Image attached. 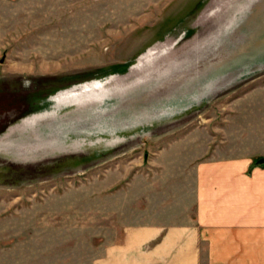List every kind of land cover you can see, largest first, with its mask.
I'll return each instance as SVG.
<instances>
[{
    "label": "rangeland",
    "instance_id": "374dc122",
    "mask_svg": "<svg viewBox=\"0 0 264 264\" xmlns=\"http://www.w3.org/2000/svg\"><path fill=\"white\" fill-rule=\"evenodd\" d=\"M219 144L264 148V0H0V264H98Z\"/></svg>",
    "mask_w": 264,
    "mask_h": 264
},
{
    "label": "crops",
    "instance_id": "0c3cea01",
    "mask_svg": "<svg viewBox=\"0 0 264 264\" xmlns=\"http://www.w3.org/2000/svg\"><path fill=\"white\" fill-rule=\"evenodd\" d=\"M189 156L174 177L140 183L138 222L108 242L98 264H264V160L253 163L264 148Z\"/></svg>",
    "mask_w": 264,
    "mask_h": 264
},
{
    "label": "bare ground",
    "instance_id": "6f19581e",
    "mask_svg": "<svg viewBox=\"0 0 264 264\" xmlns=\"http://www.w3.org/2000/svg\"><path fill=\"white\" fill-rule=\"evenodd\" d=\"M212 10V9H211ZM162 45H160V47H161ZM164 51V50H163ZM154 51H153V49H151L150 51H147V52H145L144 54H142L140 57H139V59L137 60L138 62H135L131 67H134L135 65H141L142 64V62H143V59H145V58H147L149 55H151L152 53H153ZM151 60V59H150ZM247 68V67H246ZM114 75H110V76H108L107 78H105V79H107V80H109V79H111L112 77H113ZM106 77V76H105ZM105 79H96V80H93V82H96V83H100V85L99 86H104V83H106V81L107 80H105ZM92 82V81H91ZM107 85V84H106ZM93 87H95V86H93Z\"/></svg>",
    "mask_w": 264,
    "mask_h": 264
},
{
    "label": "water",
    "instance_id": "95a60500",
    "mask_svg": "<svg viewBox=\"0 0 264 264\" xmlns=\"http://www.w3.org/2000/svg\"><path fill=\"white\" fill-rule=\"evenodd\" d=\"M3 60V57L1 58V61ZM264 160V157L260 156V157H257L255 160H254V164H260L262 163Z\"/></svg>",
    "mask_w": 264,
    "mask_h": 264
},
{
    "label": "trees",
    "instance_id": "16d2710c",
    "mask_svg": "<svg viewBox=\"0 0 264 264\" xmlns=\"http://www.w3.org/2000/svg\"><path fill=\"white\" fill-rule=\"evenodd\" d=\"M22 113H23V111H22Z\"/></svg>",
    "mask_w": 264,
    "mask_h": 264
}]
</instances>
